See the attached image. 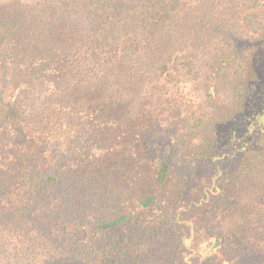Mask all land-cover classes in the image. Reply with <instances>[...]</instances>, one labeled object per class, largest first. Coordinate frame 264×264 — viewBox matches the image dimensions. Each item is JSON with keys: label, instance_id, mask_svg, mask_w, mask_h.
<instances>
[{"label": "trees", "instance_id": "obj_1", "mask_svg": "<svg viewBox=\"0 0 264 264\" xmlns=\"http://www.w3.org/2000/svg\"><path fill=\"white\" fill-rule=\"evenodd\" d=\"M184 228L264 264V0H0V264H190Z\"/></svg>", "mask_w": 264, "mask_h": 264}, {"label": "rangeland", "instance_id": "obj_2", "mask_svg": "<svg viewBox=\"0 0 264 264\" xmlns=\"http://www.w3.org/2000/svg\"><path fill=\"white\" fill-rule=\"evenodd\" d=\"M23 1H28V0H23ZM179 170H180V167H179ZM196 170L198 173L197 178H199L200 180H204L210 174V172L213 171V170H210V165L204 166L201 168H196ZM220 223H223V221H220ZM211 224H212V222H209V225H211ZM174 231H176V230H174ZM177 232H178V230H177ZM178 233L181 234V236L185 237V242L189 246V249L185 250V253L191 252L193 254L192 257L190 258V260H187L190 264H197L195 261H196V256L199 255L198 254L199 250H201V252H204L212 246V243L210 241L209 236L203 232H201L199 235L194 233L192 237H188V234H189L188 229L184 228L182 231H180ZM178 233H175L173 235H177ZM208 244H210V247H207ZM180 249L181 248L179 246L174 251L168 253L169 259H166L167 264H179ZM241 254H243V252L235 254L239 257L234 258V260H233L234 264H238V262H240V255ZM220 258L224 261L225 264H228V262H226V260H231L233 258V255H231V253L223 254V250H221Z\"/></svg>", "mask_w": 264, "mask_h": 264}]
</instances>
